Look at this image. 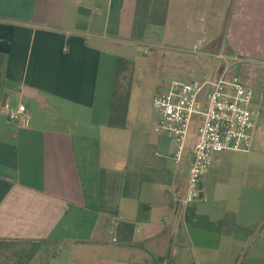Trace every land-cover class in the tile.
I'll use <instances>...</instances> for the list:
<instances>
[{"label":"crops","instance_id":"crops-1","mask_svg":"<svg viewBox=\"0 0 264 264\" xmlns=\"http://www.w3.org/2000/svg\"><path fill=\"white\" fill-rule=\"evenodd\" d=\"M136 2L0 0V238L51 240L68 247V264H139L150 254L168 264H264V193L229 206L216 186L207 199L208 172L202 197L185 207L194 137L179 163L168 137L173 145L158 137L151 154L137 135L142 145L122 157L117 128L107 124L109 105L103 120L88 121L92 137L79 114L94 112L103 59L115 46L157 36L166 48L199 50L218 8L229 27L215 57L264 66V0H168L165 24L131 41ZM198 52L207 64L211 50ZM224 65L208 62L200 72L216 80ZM262 92L254 91L253 104L264 108ZM18 104L30 115L26 127L7 117L4 107ZM130 104L131 92L124 128ZM189 209L213 221L230 215L240 229L224 234L192 225Z\"/></svg>","mask_w":264,"mask_h":264},{"label":"rangeland","instance_id":"rangeland-1","mask_svg":"<svg viewBox=\"0 0 264 264\" xmlns=\"http://www.w3.org/2000/svg\"><path fill=\"white\" fill-rule=\"evenodd\" d=\"M218 10L212 15L213 25L210 19L205 23L207 29L206 34L204 33V38L208 44H202L199 50L186 49L187 51H179L174 48H166L160 44L157 36L151 41H142L140 43H129L126 41L115 46L112 54L106 55L103 59L97 106L94 112H91V114L79 113L83 121L82 129L85 130L86 136L92 137L94 134L92 125L90 124L89 126L88 121L89 123L91 121L97 123L103 120L108 110L110 92H112L114 85L117 56L120 55L131 60L134 65L133 80L130 88L131 104L128 125L123 129L112 130L116 135L117 152L122 157L126 153H131L133 149L136 150V145H142L140 143L142 139H135L137 135H142L143 140H146L148 143L147 151L151 152V154L153 148L149 144H152L158 137L173 145V142L166 138L167 136L158 131L156 125L158 115L151 106L153 96L156 92L166 89L167 84L172 81L203 80V74L200 71L203 70L204 66L208 68V62L217 66L223 62L228 67L227 71L230 76L239 75L253 92L257 91L259 94L263 91V95L264 66L256 62L240 66L237 59L228 57L224 59L221 56L217 57V59L215 57L214 54L218 51L219 46L225 43L224 36L229 27L228 15L219 8ZM130 40H133L132 31ZM203 48L211 50V55L204 59L208 61L207 64L198 54V51ZM193 64L199 67V72L193 73L190 71ZM188 71L190 72L188 73ZM210 79L215 80V77ZM126 83V80L122 81L123 85H126ZM252 108L257 112L254 117L252 147L248 152L225 150L213 155L208 171L209 175L204 184L207 199H211V190L216 186L221 187V199L225 198L229 206L232 203H237L240 199H245L250 193H264V108L254 104ZM139 121H142V129L137 127ZM167 161L170 167H174V162L171 159ZM30 247L31 243L28 242L12 243L2 255L12 256L15 251L21 249L26 251ZM118 257L121 258L122 256ZM68 263V247L56 244H52L47 252L46 247L40 245L36 249L34 259L29 262V264ZM117 264H121V262Z\"/></svg>","mask_w":264,"mask_h":264},{"label":"built area","instance_id":"built-area-1","mask_svg":"<svg viewBox=\"0 0 264 264\" xmlns=\"http://www.w3.org/2000/svg\"><path fill=\"white\" fill-rule=\"evenodd\" d=\"M255 93L239 75L228 71L216 80L172 81L153 96L151 106L158 115L160 133L175 143L173 160L179 163L186 143L194 137L192 162L182 204L187 207L202 197L203 179L213 155L225 150L249 151L252 147ZM10 122L28 126L30 115L24 104L6 105ZM162 264H168L164 259Z\"/></svg>","mask_w":264,"mask_h":264},{"label":"trees","instance_id":"trees-1","mask_svg":"<svg viewBox=\"0 0 264 264\" xmlns=\"http://www.w3.org/2000/svg\"><path fill=\"white\" fill-rule=\"evenodd\" d=\"M168 8V0H137L132 27V39L135 41L144 38L149 26H163L165 24ZM4 57L0 54V88L2 84V70ZM133 62L124 57L117 58L114 85L110 96L109 114L107 124L109 127L123 129L126 125L130 88L133 80ZM128 71V73H127ZM126 80V85L122 81ZM186 221L210 231L228 234L240 228L236 226L234 218L226 215L225 218L213 221L207 215L198 214L189 209ZM16 242L31 243V247L23 251H15L12 256H3V252L9 249V245ZM54 244L51 240H20L0 238V264H29L34 259L36 249L40 245L49 247ZM54 255V252H53ZM164 258L150 254L149 258L139 264H162Z\"/></svg>","mask_w":264,"mask_h":264}]
</instances>
